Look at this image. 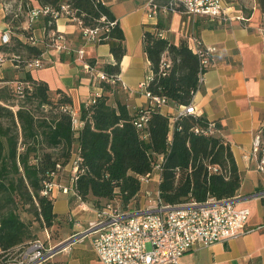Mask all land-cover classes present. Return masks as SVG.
<instances>
[{"label": "trees", "instance_id": "trees-1", "mask_svg": "<svg viewBox=\"0 0 264 264\" xmlns=\"http://www.w3.org/2000/svg\"><path fill=\"white\" fill-rule=\"evenodd\" d=\"M38 3L47 9L43 18L45 43L55 29L62 5H67L84 26L101 27L96 44H108L114 59L113 64L102 67L109 81L101 86L104 92H110V83H115L125 54L124 34L110 8L101 0ZM260 6L264 9L261 0ZM20 7V13L12 9L6 15L11 26L31 8L26 0ZM102 16L104 21H100ZM163 29L164 23L158 19L151 30L143 32V50L150 67L145 90L166 102L187 106L200 88V71L205 72L208 66L201 69L187 40L174 45L160 36ZM31 37L24 30L15 31L9 42L0 46V52L18 56L12 64L23 72L21 79L9 81V87H0V257L7 256L0 264L16 248L36 240L29 224L20 217L21 210H32L33 220L45 230L54 227L58 238L62 217L53 212L54 198L42 192L45 183L68 163L74 142L78 144L79 163L71 179V191L97 210L114 206L127 213L138 208L140 177L155 170L159 172L158 196L164 205L204 203L210 198L227 200L237 195L241 174L228 142L217 133L222 126L203 115L181 114L171 122L159 105L149 104L131 113L124 103L117 100L109 104L108 95L102 94L94 103L81 107L82 125L75 130L70 97L60 90L50 94L46 83L34 80L24 70L26 62L42 60L44 45L32 43ZM1 82L8 80L0 78ZM16 82L23 84L21 96L15 92ZM10 95L20 103H11ZM45 109L47 114H38ZM140 113H146L147 120L138 129L133 121ZM260 137L264 139V130Z\"/></svg>", "mask_w": 264, "mask_h": 264}, {"label": "crops", "instance_id": "crops-1", "mask_svg": "<svg viewBox=\"0 0 264 264\" xmlns=\"http://www.w3.org/2000/svg\"><path fill=\"white\" fill-rule=\"evenodd\" d=\"M21 1L0 0V46L5 44L4 38L9 37L10 40L11 35L19 30L31 34L35 44L44 45L41 54L43 65L39 68L25 67L24 70L34 80L46 83L50 94L55 95L60 90L70 97L75 130L82 125L79 120L81 107L86 106L94 93L98 97L108 95L109 104L114 105L117 100L124 103L131 113L150 104L145 95L150 67L142 37L143 32L151 30L158 19L164 23L162 36L170 43L177 45L185 39L191 46L190 37H195L204 46L214 47L203 82L193 94L191 104L194 114L221 124L222 129L217 133L228 142L241 174V185L234 197L235 205L247 207L250 214L246 222L247 231L241 236L208 247L190 249L182 255L178 264H264V202L258 196L259 191L264 189V173L255 169L253 160L244 157L250 154L254 137L264 130V9L260 0L224 1L231 14L240 17L224 21L188 15L181 9L150 18L145 9L147 0H101L119 22L125 39V54L120 60L115 83H110V92H104L103 81L95 75L96 72H104L103 65L114 62L109 45L85 43L76 24L61 14L56 18L52 32L63 36L60 44L65 48L56 51L50 39L45 43V14H40L30 25L26 15L15 17L14 26L6 21V15L12 9L14 13H20L17 10ZM26 1L31 7L40 8L38 0ZM261 2L264 3V0ZM79 50L82 51L81 57ZM3 54L7 57L11 55ZM7 61L0 66L1 79H4L2 73L13 71L23 74ZM159 109L173 122L181 107L167 101ZM77 159L78 144L74 142L68 163L53 179L57 185L69 188L67 193L57 186L51 191L53 212L62 217L63 223L53 245L71 242L49 257L51 264H102L92 245L94 230L89 227L91 222L100 221L97 215L100 210L80 201L71 191ZM158 181L159 172L155 170L149 181L141 186L138 208L132 212L142 210L153 202Z\"/></svg>", "mask_w": 264, "mask_h": 264}, {"label": "built area", "instance_id": "built-area-1", "mask_svg": "<svg viewBox=\"0 0 264 264\" xmlns=\"http://www.w3.org/2000/svg\"><path fill=\"white\" fill-rule=\"evenodd\" d=\"M18 7L17 11H20ZM145 9L148 17L156 18L159 15H167L180 9L192 16H207L218 20L239 19V16L231 14L230 7L224 0H147ZM7 10V9H6ZM9 10V9H8ZM47 9L28 8L26 21L30 25L40 14H45ZM60 13L76 24L85 43H96L101 27L84 26L80 18L68 10L67 5L61 6ZM102 16L100 21H104ZM110 26L113 23H109ZM162 36V31L159 33ZM51 46L56 51H62L65 47L60 44L63 36L56 32L49 34ZM34 43L33 37L30 38ZM192 51L200 60L201 69L209 65L210 54L214 51L212 46H204L198 38L190 37ZM9 42V37L4 38V43ZM80 57L82 51H78ZM11 58L0 52V66L9 60L18 61V56ZM43 61L35 59L26 62V68H39ZM88 70H92L85 65ZM204 71H200L199 84L204 79ZM99 81H109L104 72H96ZM117 79V76L115 80ZM113 81V80H112ZM15 92L22 95L23 84H14ZM151 105L162 106L166 100L159 96H151L145 93ZM98 97L94 93L86 105L95 102ZM194 106L190 103L181 107L177 115L194 114ZM147 120L146 113H140L134 119L133 124L139 129ZM72 122L76 121L72 119ZM212 125H210L211 127ZM255 163V169L264 173V139L260 135L254 137L251 152L248 156ZM79 158L75 161L77 169ZM151 174L140 177L141 185L146 184ZM74 178V176H73ZM57 186L63 193L69 191L68 187L57 185L54 180L45 183L43 194H50ZM149 196V194H147ZM155 199L147 207L132 213H121L111 206H106L97 212L100 221L91 222L89 227L94 230L92 240L94 252L102 264H178L182 255L197 247H208L216 242H224L235 239L247 231L246 222L250 214L247 207H237L234 198L227 200L208 199L204 203H187L176 206L164 205L155 193ZM258 196L264 202V189ZM40 240H33L26 246L18 247L4 264H42L51 256Z\"/></svg>", "mask_w": 264, "mask_h": 264}, {"label": "rangeland", "instance_id": "rangeland-1", "mask_svg": "<svg viewBox=\"0 0 264 264\" xmlns=\"http://www.w3.org/2000/svg\"><path fill=\"white\" fill-rule=\"evenodd\" d=\"M2 74L4 76V79L8 80V83L7 82H1L0 83V87H2V86L9 87L10 84H11V82H9V81L13 82V81L19 80V79H21L23 77V74L15 73L13 71H11V73L9 72V73H6V74L5 73H2ZM9 97H10L9 101L11 103H15V104L20 103V99L19 98H16L13 95H10ZM13 109L15 110V107H13ZM41 113L47 114L48 112L45 109V111H43V112H40V111L38 112V114H41ZM149 187H151V184H150ZM26 209H28V210H24V211L21 210L20 211V217L26 223L29 224L31 232L33 234L32 239L40 240L44 244V247L46 249L55 247L56 245H53L55 243V235H56L55 228L53 227L51 229H46L45 230L43 227L40 226V224L37 221L33 220L32 210H30L29 208H26ZM6 257L7 256L0 257V260L1 259L2 260L5 259ZM42 264H51V260L48 258V260H46Z\"/></svg>", "mask_w": 264, "mask_h": 264}, {"label": "water", "instance_id": "water-1", "mask_svg": "<svg viewBox=\"0 0 264 264\" xmlns=\"http://www.w3.org/2000/svg\"><path fill=\"white\" fill-rule=\"evenodd\" d=\"M71 241H65L63 243H59L58 245H56L51 251H50V255L56 253L57 251L61 250L63 247H65L68 243H70Z\"/></svg>", "mask_w": 264, "mask_h": 264}]
</instances>
